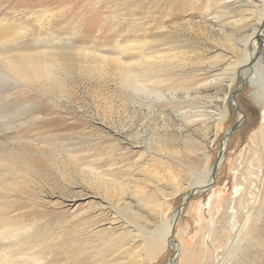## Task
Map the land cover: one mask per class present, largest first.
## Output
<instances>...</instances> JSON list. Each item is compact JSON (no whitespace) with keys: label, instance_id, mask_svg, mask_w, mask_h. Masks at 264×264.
I'll return each instance as SVG.
<instances>
[{"label":"rangeland","instance_id":"rangeland-1","mask_svg":"<svg viewBox=\"0 0 264 264\" xmlns=\"http://www.w3.org/2000/svg\"><path fill=\"white\" fill-rule=\"evenodd\" d=\"M116 1L0 0V49L52 36L86 48L65 52L52 76L0 67V261L244 264L254 249L264 264V171L252 174L264 167L257 1L231 0L232 23L186 12L200 25H180L154 65L92 48L115 43L106 29ZM93 20L99 29L86 31ZM125 33L141 39L137 26ZM246 35L248 52L262 51L255 73L241 61Z\"/></svg>","mask_w":264,"mask_h":264},{"label":"bare ground","instance_id":"bare-ground-1","mask_svg":"<svg viewBox=\"0 0 264 264\" xmlns=\"http://www.w3.org/2000/svg\"><path fill=\"white\" fill-rule=\"evenodd\" d=\"M256 1L258 3L256 7H259V10L261 11L262 14L260 16L261 20L259 22L262 24V26H264V0H256ZM230 3L231 0H131L130 2L129 0H125L122 2L117 0L113 4L114 6V9L112 8L113 11L112 10L109 11L111 14H113L114 17L112 21L109 19L108 29H106L108 30V33H110V39L113 40L115 43L109 46V45H104V43L101 42V44L99 43V45L93 44L92 48L95 46L94 48L96 50H100V52L101 50L104 51V55L101 56L102 58L103 57L108 58V56H118L120 58H117L116 59L117 61H123V59L124 60L131 59L132 61L134 60L136 63H145L149 65L158 64L168 56L170 50L173 48L172 46L173 38L177 37L179 33H181L180 25H184V24L191 26L200 25L198 22L189 19H183L184 14L186 12L195 16H197L198 14H205L206 19L208 21L209 20H211L212 22L214 21L213 23L222 22L224 21V19H227L229 20L228 22L232 23L234 17L228 16L227 13L228 5ZM246 3L252 5L251 4L252 2L249 0H247ZM222 15L223 17H221ZM137 20L140 21L137 22ZM135 26H137L136 36L141 37V39H137L134 36L132 38L131 36H128L125 33L129 29L135 28ZM92 29L94 31L96 29H99V26L95 22V20L92 21V24L88 23L87 26L85 27V30L88 32H91ZM263 30L260 31V33L258 34L259 35L263 34ZM83 34L84 32L82 33V35ZM14 35L15 33L10 38V40L17 39V37ZM106 36L108 35L105 34V37ZM52 37L54 38L47 42H44L43 44H41L40 47L34 49H20L14 47L1 48L0 53L1 52L2 53L0 55V67L2 68L1 71L2 75L13 77L15 79H22V80H29L32 78L42 77V76H52L54 72L58 70L60 67L62 68L63 64L65 63V59H64L65 52L68 51L71 52L75 50L78 53L79 52L83 54L86 53V48L84 47L78 49L76 48L74 37H67V38H59L57 36H52ZM147 37L150 38L146 39ZM82 38L83 37H81V40ZM6 39H7V35L2 30V23L0 22V42H4L6 41ZM241 40L243 41V44L241 45L243 51L241 56V61L245 63V65H247L245 69L246 71L247 70L254 71L255 73L256 72L255 70L258 69L256 67L257 64L263 58L262 51L261 50L258 51L257 47L255 46L256 48L253 47V51L251 53L248 52L247 44L249 43V35L244 36ZM13 49H19L21 51L24 50V52H14L8 55H6L3 52L4 50L13 51ZM147 66L148 65H146V67ZM262 94L263 93H261V95ZM258 95L259 94L257 93L255 94V97L257 99H258ZM240 121H242V117L239 118L238 122ZM263 132H264V113H263ZM255 157H259V156L255 155ZM260 167L261 166H259L256 172L253 171L252 174L256 173L259 175V173L264 171V167L263 170H261ZM107 175H110V173H108L105 170L99 171L97 173L99 179H103ZM235 192L237 191L235 190ZM258 192L255 195V197H257ZM234 196H237V194H235ZM249 224H250V217H248L247 215L245 221L243 222V224L241 225L238 231V234L236 235V239L242 234L244 236L245 234H247L246 232L250 228ZM262 241H264V238L262 239ZM256 254L257 252H255L254 249H252L251 252L248 251L246 253H243L242 258L243 261H245L244 264H263L261 263L263 261H258ZM1 259L2 260L0 261V264H8L9 261L6 256H4Z\"/></svg>","mask_w":264,"mask_h":264}]
</instances>
